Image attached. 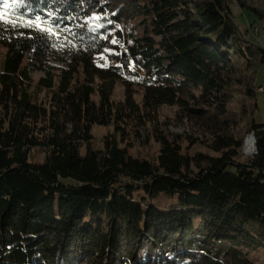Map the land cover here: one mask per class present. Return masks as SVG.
<instances>
[{"label":"trees","instance_id":"1","mask_svg":"<svg viewBox=\"0 0 264 264\" xmlns=\"http://www.w3.org/2000/svg\"><path fill=\"white\" fill-rule=\"evenodd\" d=\"M25 2L4 20L39 14L58 35L0 20V264H261L264 12L246 0ZM236 93L247 102L230 110ZM175 105L206 151L169 132L160 112ZM94 126L113 129L101 148ZM126 137L157 144L155 156L130 155Z\"/></svg>","mask_w":264,"mask_h":264},{"label":"rangeland","instance_id":"2","mask_svg":"<svg viewBox=\"0 0 264 264\" xmlns=\"http://www.w3.org/2000/svg\"><path fill=\"white\" fill-rule=\"evenodd\" d=\"M246 2L253 9L264 12L263 4L256 3L253 1H248V0H246ZM237 7L238 5L234 3L232 10L234 14L236 15L235 20L239 28L243 31V28H244L243 26L246 25V21L248 23L250 19L248 16H246L244 11H243L244 14H241L240 10ZM138 22L139 21L136 20L135 24L137 25ZM255 27L256 25H254L253 27V35L256 37L259 35L258 36L259 44H261L264 47V36L261 35L259 31L260 29L257 30ZM254 30H256V32ZM140 31H142V28L140 29ZM4 53H5V50L0 45V57L1 58L4 55ZM57 58H61V55H55V57H53L50 61L51 65L59 66V67L64 66V63L58 60ZM104 58L105 57L103 55H98L95 57V62H98L100 60V63H102L104 62L103 61ZM251 74L252 73L250 72V75ZM30 77L34 81H36L42 77V73L41 72H31ZM254 85L256 87H259V86L264 87V66L259 67L257 75H256V79L254 81ZM115 97L117 100L122 99V88L120 86L117 87L115 90ZM257 99H258V102H257L258 110L255 112L254 118L256 122L264 123V98L261 95H258ZM245 102H247L245 98L241 94L236 93L234 99L228 105V109L236 110L238 109L239 106H241ZM190 106H194V105H190ZM160 115H161V120L169 126V129H168L169 132L173 134H177L183 137V139L187 134H190L192 135L194 140H197L196 143L189 144V146L187 144L189 153L194 154L196 152L206 151V148L200 142V140L203 138V133L197 127V124L199 121L196 118H194L193 116H188L186 118L185 116L187 115V112L183 108L177 105L171 106V107H168V106L162 107ZM111 132H113V129L111 127L94 126L91 130V134L93 136V146L95 148H101L104 136L110 134ZM248 135H246V137ZM246 137L244 138L243 145H242V154L244 157H250L243 153L245 149ZM142 139L143 140L137 142L133 140L131 137L125 138L124 145H127L129 154L133 156L143 157V158H151L155 156L157 148H158L157 144L153 143L152 141H150L149 143H145L144 137ZM29 161L33 163H41L43 161V154L38 150H32L29 154ZM257 256L259 258L258 259L259 262L261 264H264V249H261L259 253L257 254Z\"/></svg>","mask_w":264,"mask_h":264},{"label":"snow or ice","instance_id":"3","mask_svg":"<svg viewBox=\"0 0 264 264\" xmlns=\"http://www.w3.org/2000/svg\"><path fill=\"white\" fill-rule=\"evenodd\" d=\"M21 7H26L25 0H13V3L11 5L7 2V0H3V8L5 11L0 12V20H4L5 13L7 12L9 8L19 9ZM97 19H99V17H97ZM20 20L21 22L19 23L16 20H4V23L10 24L12 28L23 27V28H28V29H34L50 37L58 35V31L55 30L53 27V25H55V21H53L52 24H50L48 20L43 19L39 14L35 15L34 17L30 19H27V21L24 22V14L21 13ZM58 27L59 26L56 25V28ZM112 43L115 44L117 43V41L113 40Z\"/></svg>","mask_w":264,"mask_h":264},{"label":"bare ground","instance_id":"4","mask_svg":"<svg viewBox=\"0 0 264 264\" xmlns=\"http://www.w3.org/2000/svg\"><path fill=\"white\" fill-rule=\"evenodd\" d=\"M252 143H253V134H249L245 139V149L244 154L252 157Z\"/></svg>","mask_w":264,"mask_h":264},{"label":"built area","instance_id":"5","mask_svg":"<svg viewBox=\"0 0 264 264\" xmlns=\"http://www.w3.org/2000/svg\"><path fill=\"white\" fill-rule=\"evenodd\" d=\"M257 94L261 95L264 98V87H259L257 89ZM256 153V148H255V138L253 136V143H252V156L255 155Z\"/></svg>","mask_w":264,"mask_h":264}]
</instances>
